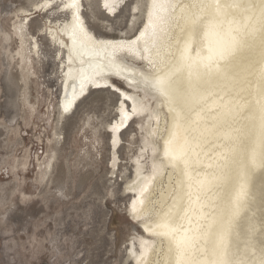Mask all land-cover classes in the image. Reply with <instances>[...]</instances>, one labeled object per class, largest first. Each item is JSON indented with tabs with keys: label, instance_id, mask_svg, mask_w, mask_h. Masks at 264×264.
I'll return each mask as SVG.
<instances>
[{
	"label": "snow or ice",
	"instance_id": "obj_1",
	"mask_svg": "<svg viewBox=\"0 0 264 264\" xmlns=\"http://www.w3.org/2000/svg\"><path fill=\"white\" fill-rule=\"evenodd\" d=\"M125 4L105 0L103 7L116 13ZM63 6L74 10L70 35L77 56L98 46L116 76L127 71L121 64L140 62L139 81L127 83L137 89L142 83L167 109L163 163L181 179L170 205L149 201L155 220L143 230L167 245L156 264H264V239L256 241L255 198L249 194L250 177L264 173V0H144L143 30L115 43L94 40L80 18V0ZM97 74L81 71V92ZM74 99L75 90L64 112ZM117 105L120 118L113 131L146 111L133 95L120 99L118 93ZM157 167L153 164L154 173ZM151 182L146 180L141 196ZM260 199L264 209V189ZM142 212L133 202L138 220ZM137 239L139 255L132 251L137 264H153L151 246L139 237H132L133 243Z\"/></svg>",
	"mask_w": 264,
	"mask_h": 264
},
{
	"label": "rangeland",
	"instance_id": "obj_2",
	"mask_svg": "<svg viewBox=\"0 0 264 264\" xmlns=\"http://www.w3.org/2000/svg\"><path fill=\"white\" fill-rule=\"evenodd\" d=\"M137 1L132 23L135 0L112 16L99 7V0H83L82 12L96 34L131 35L145 10L144 0ZM44 2L0 0V199L6 197L5 207H10L6 238L0 232V264H130L125 240L135 225L125 213L129 196L120 189L123 178L132 174L130 155L142 145L141 131L137 129L136 135L131 127L122 135L117 170L109 166L104 132L115 117L116 94L107 89L90 91L58 121L55 48L48 35L38 31L46 16L34 9ZM22 9L30 13L29 32L39 45V59H32L33 73L26 80L17 55L20 43L13 35L14 24L24 18ZM55 132L61 143L51 150ZM130 133L136 135L134 140ZM52 157L49 181L40 183L39 165ZM58 182L64 187L62 196L56 192Z\"/></svg>",
	"mask_w": 264,
	"mask_h": 264
},
{
	"label": "bare ground",
	"instance_id": "obj_3",
	"mask_svg": "<svg viewBox=\"0 0 264 264\" xmlns=\"http://www.w3.org/2000/svg\"><path fill=\"white\" fill-rule=\"evenodd\" d=\"M67 2H69V0H45L44 4H59V9L53 7L41 8L37 5L34 6V9L43 11V14L46 16L43 25L38 28V31L41 30V34L44 33L48 35V40L55 48L56 60L59 70L58 78L60 80V90L56 104L58 110V121H60V119H62L64 116L68 115L70 111H73V109L75 110L77 108L80 102L78 98L90 84L96 86L109 85L107 86V89L116 95L119 93L120 99H123L124 95L136 96L146 109L142 115L133 117L132 120L128 122V125L124 130L121 132L113 131V124L117 123L120 118L117 112L118 105L116 101L114 106V120L105 124L104 132L108 134L109 166L118 170L122 161L120 160L119 155V150L123 145L122 135L131 127L135 128V134L137 133V129L141 131L139 134L142 136V139L140 138L142 140V145H140L138 149H136L135 152L131 153L132 155H130L129 162L132 166V174L130 177H125V179L123 178L124 181L122 183L120 192L125 196H129V201L125 206L126 216L131 220L133 225L138 226L142 230V233H138L134 228L135 226H133V232L125 240V256L126 259H129L130 264H137L136 257L132 255V251H135L136 256L139 255V239L133 243L132 237H139L147 241L151 246L148 259L151 260L153 264H156V262L161 260L164 256L167 245L166 242L162 244L159 238L154 237L143 230V225L145 223L153 222L155 220V216L148 214L152 207L149 201H152L156 203L157 206H159V202L164 199L166 203L170 205L172 203L171 195L175 194L173 189L176 186V182L181 179L180 175L175 170H173L170 166H165L163 163V139L166 137L165 114L167 109L160 106L159 100L153 99L151 90H146L142 83L139 84L138 89L132 88L129 83H127V81H139V76L137 74L143 71L140 62L132 61L121 64V67H126L127 71H123L121 72L120 76H116L115 69L112 68L109 63L108 55L105 52L100 51L98 46L91 49H82L81 51L83 54L77 56L76 52L72 50V38L70 35L72 24L74 22V10L64 9L63 5ZM109 2H111V0H109ZM127 2L125 6H127ZM137 2L139 1L135 0V2L131 5V19L129 18V22L131 23L136 20V14H138ZM179 2L187 3L188 0H179ZM104 3L105 0H99V7L103 6ZM83 6V0H80V18L84 23V27L88 32L91 33L95 41L115 43L121 40L135 39L136 36L140 34V31L143 30L144 24L147 22L148 9L145 8L141 25L135 30L133 34L114 36L112 35V32L108 31L99 35L96 34L87 24L85 16L82 12L84 8ZM118 11L120 12V10ZM21 12L24 18L18 20L17 23L14 24L13 35L14 38L16 37L20 43L17 55L21 63L20 70L22 79L26 80L28 79L29 75L33 73L31 71L32 59L34 57L39 59V45L35 35L29 32L28 15H30V13H27V10L25 9H22ZM177 14H179V9H177ZM21 24H23L22 30L19 29V25ZM81 61H83V63H81ZM90 64L92 67L89 66ZM82 70L85 75H88L93 71L98 73L95 75V83H86L83 92L80 90V76ZM9 78L11 79V77ZM116 82H119L120 85H118ZM73 90H75V99L72 108L66 114V112L63 110V105L66 99L73 96ZM99 90L104 89L100 88ZM24 100L26 99L24 98ZM126 107L130 112L131 102H128ZM58 134L59 133L55 132L50 139L52 145L51 150L60 146L61 140ZM130 134L132 136L131 139L134 140V136L137 134ZM132 142L135 143L136 141ZM154 148L156 149L155 152L153 151ZM52 159L53 157L46 159L47 161L43 165H39V175L41 180L40 183L43 181H49V176L51 174V168L53 165ZM205 163H207V161H205ZM153 164L158 166L155 170V173ZM200 170L203 171L202 166ZM148 178H151L152 180L151 184L148 186L149 190L147 193H144L143 196H141L140 189L144 186V183ZM55 187L57 193H59L61 196L64 195V187L61 186V183L58 182V185ZM261 189H264V173L256 172L252 177H250L249 194L255 198V205L253 209L255 218L251 222L256 228L254 235L257 242L260 239H264V231H262L264 230V209L260 207ZM140 199L145 200V204L143 206L139 203ZM6 201V197L0 199V208L4 210L3 215H0V225H2V229H0L2 235H0L1 237H4V235H7L9 232L8 228L5 227L7 225L8 213L10 210V207H5ZM133 202H136V206L138 208H143L141 219L139 220L132 213ZM5 246L6 249H9L8 245Z\"/></svg>",
	"mask_w": 264,
	"mask_h": 264
},
{
	"label": "water",
	"instance_id": "obj_4",
	"mask_svg": "<svg viewBox=\"0 0 264 264\" xmlns=\"http://www.w3.org/2000/svg\"><path fill=\"white\" fill-rule=\"evenodd\" d=\"M43 264H47V263H43Z\"/></svg>",
	"mask_w": 264,
	"mask_h": 264
}]
</instances>
